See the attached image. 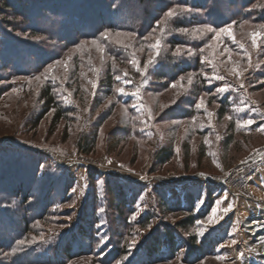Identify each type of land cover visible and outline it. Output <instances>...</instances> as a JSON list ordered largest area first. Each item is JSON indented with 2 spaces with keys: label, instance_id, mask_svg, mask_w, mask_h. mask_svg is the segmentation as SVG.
Segmentation results:
<instances>
[{
  "label": "rangeland",
  "instance_id": "374dc122",
  "mask_svg": "<svg viewBox=\"0 0 264 264\" xmlns=\"http://www.w3.org/2000/svg\"><path fill=\"white\" fill-rule=\"evenodd\" d=\"M235 1L20 0L29 19L12 11L0 14L8 21L2 28L7 39H0V185H5L0 186V264H264V160L254 179L246 170L237 172L264 150V131L259 130L264 125V53L251 46L252 32H264L257 27L264 22L253 21L258 11L264 14V8L254 7L264 0H254L250 13L248 7L239 10ZM174 2L192 12L165 20ZM157 21V31L150 35ZM108 23L112 30L105 29ZM209 24L232 25L236 42L227 35L217 40L212 33L191 31ZM182 27L189 33L176 31ZM161 29L164 42L159 55L153 52L156 66L142 77L130 59L135 53L143 67ZM105 30L112 33L107 40L100 35ZM128 32L133 35H124ZM92 39L105 51H98ZM181 44L186 47L173 56ZM206 44L213 47L201 54L199 48ZM188 48L195 55L188 56ZM224 49L231 50L230 58ZM202 55L211 63H202ZM234 62L238 71L247 68L239 79L229 72ZM212 64L231 88L223 95L204 96L212 113L208 116L195 104L225 83L213 81L209 87L205 73H212ZM125 73L131 77L126 90L139 88L138 99L115 91L114 76ZM189 73L194 74L190 85ZM173 74L175 81L184 77L176 88L171 79L162 78ZM45 89L62 113L51 111ZM249 117H255L256 124L247 129L238 124ZM162 152L169 153L168 161H161ZM201 194L206 202L194 210ZM208 195L212 208L218 198L228 197L217 208L216 215L223 219L209 220L211 208L182 230L178 223L187 217L183 207L200 215ZM229 203L234 207L224 214ZM24 216L27 225L21 223ZM101 221L103 226L97 228ZM176 228L175 246L162 244L165 230ZM98 232L108 237L102 247ZM20 239L24 245L17 244ZM13 248L17 251L12 256L3 257Z\"/></svg>",
  "mask_w": 264,
  "mask_h": 264
},
{
  "label": "snow or ice",
  "instance_id": "6c2138e0",
  "mask_svg": "<svg viewBox=\"0 0 264 264\" xmlns=\"http://www.w3.org/2000/svg\"><path fill=\"white\" fill-rule=\"evenodd\" d=\"M178 7L181 8L182 11L177 12V8ZM254 7L264 8V3H258ZM250 11H251V9H250ZM191 12H192V9L190 7H188V6H186V5H176L174 7H170L164 13V18H165V20H171V19H174V18H183L185 13H189L190 14ZM160 22L161 21H157L156 26L152 27V32L150 33V35L155 34ZM231 27H232V25H228L227 27H214L211 24H209V25L203 26V28H201V27L193 28V29H191V31L192 32H201V31H203V32H207V33H212L213 36L217 38V40L222 35H227V36L231 37L234 42H236L235 41V37L233 36V33L230 31ZM257 27L259 29H264V24L258 25ZM160 31H161L160 37L155 38V42L150 45L149 57L144 62L143 67L140 66V62L136 59L135 53H133V55H132V57L130 59V63L132 64V67L135 69L136 72L140 73V75L142 77H146V74L148 73V70H149L150 67L155 68V66H156V61L153 58V52L155 53V55H159V51L158 50L160 49L161 44L164 42L163 30L161 29ZM176 31L181 33V34H185L186 35V34L189 33L190 29L186 28V27H182V28H178ZM100 35H101L102 39L107 40L112 35V33L109 30H105V31L101 32ZM116 35H120V33H116ZM124 35L131 37L133 35V33L128 32V33H124ZM143 38L145 40H148L149 36H144ZM260 41H264V32L253 31L252 34H251V46L253 48L259 49L262 53H264V44H261ZM84 43L87 44V43H89V41H84ZM90 43L92 45H94L97 48L98 51H100V52H104L105 51V49L103 47H101V45L97 42L96 39H92L90 41ZM123 47H124L125 50H127L128 45L125 44V45H123ZM185 47L186 46L183 45V44L177 45L175 51L173 52V56H176L177 54H180L181 53V49L185 48ZM212 47H213L212 44H206V45L201 46L199 48V52L201 54H203L205 52L206 48L210 49ZM240 47L243 48L244 45L241 44ZM224 51L229 53V58H230L231 57V50L230 49H224ZM187 54H188V56H193V55H195V52L191 48H188L187 49ZM244 55L249 57V59H248V67H251L250 54L248 53V51L246 49H245ZM201 62L202 63H205V62L211 63V61H208L207 57L203 56V55L201 56ZM58 63H64V62L63 61H58ZM238 67H239V65L234 62L233 63V67L231 69H229L230 74L236 76L237 79H239V77L241 75H243L244 71H247V68H241L238 71L237 70ZM51 70H52V66H48V72H51ZM43 75H44L45 79H48L47 73H45ZM193 75H194L193 73H189L188 74L187 83L189 85L192 84ZM34 79L39 81L41 79V76H35ZM114 79L117 82V86L115 88V91L117 93H119L121 95H124V96L131 95V96H133L134 98H137V99L139 98V88H137L135 91H132L131 93L126 90L125 85H128V84L131 83V77H128L127 73H125L123 76L117 74V75L114 76ZM205 79L207 80V83H208L209 87H212L213 81H225V83L222 84V85L217 84L214 87L213 91L206 92V93H204V95L200 96L199 99H198V102L195 104V108L197 110L203 109L207 113L208 116H211L212 113L207 111L206 100L204 99V96H208V95H223L226 92L230 91L231 86L226 82V77L224 75L219 74L216 71V65L215 64H212V73L210 75L205 73ZM183 80H184L183 76L179 77V80L173 82L171 84V87L172 88H176L177 84L179 83V81H183ZM89 83L91 84V87L93 89L97 88V83L96 82L89 81ZM145 83H147L146 79H145ZM261 83H264V81H261ZM240 87L243 88L244 84L241 83ZM69 95H71V93H69ZM173 103H175V101H173ZM140 107H142V105H140ZM240 110L241 109H237V111H240ZM51 111H55V109H51ZM148 118L149 119L152 118V115H151L150 112L148 114ZM227 119H231V117L229 116V117H227ZM238 124L241 127H244L245 129H247V128H250L253 124H256V119H255V117H249V118H246V119L238 121ZM259 130L264 131V125L259 126ZM217 139H219V137H217ZM176 151L178 152L179 149H177ZM109 163H111V161H109ZM141 179H144V178L141 177ZM204 179H208V178L204 177ZM100 183H102V182H100ZM72 191L75 192L76 189L73 188ZM227 199H228V197L225 195L223 197V200H227ZM261 199H264V196H262ZM223 200H221L220 198H218L216 200L215 206L211 209V215L208 217L209 220H211L213 217H216L217 220L223 219L222 215L221 216H217L216 215L217 208L221 205ZM205 202H206V197L204 196V194H201V196L196 200L197 208L194 209V210H198L199 207H202L205 204ZM233 207H234V205L232 203L227 204V206L223 208V213L227 214L229 211H231L233 209ZM98 211L100 213H103L105 211V209L103 207H101V208H99ZM135 218H136L135 214H133L132 219L135 220ZM69 219H70V217H69ZM197 223L200 224V223H203V222L202 221H198ZM103 224H104V221H101V223L97 225V228H101L103 226ZM98 235L100 236V245H101V247L103 245H106L108 243V237H106L103 233H100V232H98ZM199 235H201V236L204 235V230L203 229H200ZM33 240H35V237H33ZM25 242L26 241L24 239H20V240L17 241V244L18 245H24ZM230 243L232 245H235L237 243V241L235 239H232ZM131 250H132V247L130 246L128 251L131 252ZM16 251H17V249L13 248L11 252H7L6 251V252H3L2 255H3V257L8 258V257L12 256ZM251 251L255 252L256 249L253 248V249H251ZM243 255H244V253H240L241 258L243 257ZM217 258L219 259L221 257H217ZM123 260H127V255H125L123 257ZM120 264H123V261H121ZM128 264H131V261H128Z\"/></svg>",
  "mask_w": 264,
  "mask_h": 264
},
{
  "label": "trees",
  "instance_id": "16d2710c",
  "mask_svg": "<svg viewBox=\"0 0 264 264\" xmlns=\"http://www.w3.org/2000/svg\"><path fill=\"white\" fill-rule=\"evenodd\" d=\"M17 1H20V0H17ZM17 1H14L13 0V3H11V1L10 0H0V2H1V6H0V14H5L6 13V11H12V13H14V15H15V17H21L22 19H29V16H24L23 15V10L24 9H22V7L23 8H25L26 6H25V4L23 3L22 4V6H21V8L19 7V3L20 2H17ZM135 1H137L138 3H149V1L150 0H135ZM187 2H188V0H186ZM194 2H196V4H197V1H199V0H193ZM186 2V4H188ZM190 2V1H189ZM175 4H177V5H181L179 2H174ZM253 3H254V0H240V1H238V0H236L235 1V5L237 6V8H240L239 10H242L243 9V7H245V8H247L248 7V9H247V13H250V11H249V9L250 8H252L254 5H253ZM11 4V5H10ZM97 4H100L99 2H97ZM13 6V7H12ZM19 8V9H18ZM198 8V7H197ZM243 12V11H242ZM247 14L245 13V14H243V17H245ZM261 15V16H260ZM256 18H254L253 19V21L254 22H259V21H263L264 22V14H262V11H258L257 13H256ZM243 17H242V19H243ZM242 19L239 17L238 18V21H242ZM0 21H2L1 23H0V39H7V33H6V31L4 30V29H2V28H4V24H8V23H6V22H8V21H5V20H1L0 19ZM179 27H181V26H179ZM112 28H113V24L112 23H108V24H106L105 25V29H109V30H112ZM104 29V28H103ZM30 30V29H29ZM16 31H18V30H16ZM93 34V33H92ZM86 35V34H85ZM85 35H82V36H85ZM174 75V74H173ZM159 77H162L161 75L159 76ZM163 79H168V80H170L171 79V82H174L175 81V75L174 76H172V77H169V78H165V77H162ZM161 79V78H160ZM109 84V83H108ZM110 86H111V84H110ZM107 87H109L108 85H107ZM45 96H46V101H47V103H48V105H50L51 106V108L52 109H55L54 107H56L57 109H55V110H58L57 112H59V113H57V115L58 114H60V113H62L63 111L61 110V109H59L58 107H57V105L55 104V102L53 101L54 99H53V97H52V95H51V93H50V91L49 90H47V89H45ZM223 104L225 103V102H222ZM223 104H221V105H223ZM225 105H228V104H226L225 103ZM219 116H223V114L225 115V113H224V107H219ZM88 152V151H87ZM169 153L168 152H162L161 153V156H160V159H161V161H168L169 160ZM19 173V172H18ZM17 179H18V177H17ZM23 184V183H22ZM2 188L3 187H5V185L4 184H1L0 185ZM18 185H16L15 187H17ZM20 188V190H22V188H25V187H23L22 185L21 186H19ZM208 205H207V207H206V209H205V211L201 214L200 213V215H193V214H191L192 213V210L191 209H189L188 207H183V210L185 211V213H186V215H187V217H185L180 223H178V226L182 229V230H187L189 227H192L193 226V224H194V222L196 221V220H198V219H201V218H203V216L204 215H207L208 213H209V211H210V209L212 208V206H213V202L210 200V196L208 195ZM121 206H122V204H121ZM169 206V207H168ZM166 205L165 206V208H167V209H169V211H174V210H172V209H175L174 207H172L171 205ZM176 207H178V206H176ZM124 209V208H123ZM34 209H32V210H30L31 212L30 213H33L32 211H33ZM119 210H122V208H119ZM176 210H179V209H176ZM121 213V212H120ZM27 216H24V217H20V219H21V223H24V225H27L28 224V222H29V220L26 218ZM40 217V216H39ZM31 220H33V218L31 219ZM178 231H180L178 228H176L175 229V231L173 232L172 230H169V229H166L165 230V232H164V237H163V239H162V244L164 243V242H166V244H167V246L170 248V247H174L175 246V239L173 238V234L174 233H176V232H178ZM82 233V235L83 236H86L87 234L84 232V230H82L81 231ZM83 238V237H82ZM85 238H83L82 240H84ZM190 239H191V241H192V243L194 244L196 241H195V239H193L192 237H190ZM163 240H165V241H163ZM159 245H160V243H159ZM191 246H192V244H190ZM194 246V245H193ZM157 248V249H156ZM155 248V250H156V254H158V253H160V250H161V245L160 246H158V247H156ZM150 251H149V253H148V258H151L150 256H151V254H153V253H151L152 252V249H149ZM156 257H158L157 255L155 256V258L154 259H151L152 260V262H154V261H156ZM150 260V261H151ZM149 261V262H150ZM137 264H159V263H137Z\"/></svg>",
  "mask_w": 264,
  "mask_h": 264
},
{
  "label": "built area",
  "instance_id": "2783aa9c",
  "mask_svg": "<svg viewBox=\"0 0 264 264\" xmlns=\"http://www.w3.org/2000/svg\"><path fill=\"white\" fill-rule=\"evenodd\" d=\"M264 160V150L255 153L252 157L237 167V172H249V177L252 179L258 177V168Z\"/></svg>",
  "mask_w": 264,
  "mask_h": 264
},
{
  "label": "crops",
  "instance_id": "0c3cea01",
  "mask_svg": "<svg viewBox=\"0 0 264 264\" xmlns=\"http://www.w3.org/2000/svg\"><path fill=\"white\" fill-rule=\"evenodd\" d=\"M262 173H260V176H263V178H262V180H261V182H264L263 180H264V168L262 169Z\"/></svg>",
  "mask_w": 264,
  "mask_h": 264
}]
</instances>
